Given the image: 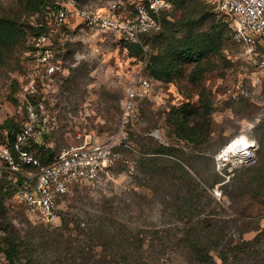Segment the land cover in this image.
Returning <instances> with one entry per match:
<instances>
[{
	"label": "rangeland",
	"instance_id": "374dc122",
	"mask_svg": "<svg viewBox=\"0 0 264 264\" xmlns=\"http://www.w3.org/2000/svg\"><path fill=\"white\" fill-rule=\"evenodd\" d=\"M108 1L79 0V3L103 5ZM190 1L197 10L192 18L207 17L204 24L192 27L189 33L165 26L158 36L145 37L137 47L124 44L110 33H90L75 26L76 20L73 22L72 18L67 29L47 26L57 46L53 51L59 70L52 78H45V84H40L37 98L42 105L34 106L38 114L33 124L42 128L39 149L55 157L72 145L117 137L120 143L115 151L120 156L110 169V179L104 188L77 186L72 196L60 201L56 223H43L12 193L5 194L0 211V228L4 231L0 237V254L4 258L6 238H30L33 243L40 240L44 232L60 228L64 218L73 214L83 217V212L93 213L105 202L107 206L109 203L116 206L114 214L118 217L110 214L109 220L116 229L122 222L135 232L148 234L168 227L166 222L170 217L167 211L164 215L161 213L164 205L158 192L153 190L161 186L160 181L141 164L159 146L174 148V156H180L182 165L220 204L218 212L232 211L229 207L233 202L219 187L237 169L250 167L257 159L258 136L264 129V45H259L252 54L244 53L232 40L228 17L218 11L219 0H197L199 4ZM51 2L0 0V17L10 18L15 25L13 41L0 56V144L5 141L9 127L19 126L26 120L20 102V85L32 64L30 52L34 49L35 34ZM180 15L181 10L174 5L167 13V20L173 23ZM212 18L223 24L226 32L218 51H204L197 59L172 56L167 62L174 64L175 70L167 80L151 73L149 62L163 52L167 42L172 38L184 40L185 36L198 35ZM137 73L150 78L152 86L146 95L137 96L132 117L121 124L125 86ZM181 121H185L180 124L183 131L176 133L175 124ZM241 136L247 138L251 147L247 159L218 158L225 146ZM31 153L37 158L40 155V152L37 156L34 154H37L35 148ZM193 169L205 171L203 181L195 176ZM214 170L224 174L226 179L207 187L206 182L212 178ZM0 177L5 184H13L15 178L17 183L21 181L19 176L1 167ZM206 202L203 199V203ZM242 206L247 208L244 221H250L249 227H264V199H248ZM237 224L229 230L231 237L241 235L238 226L244 223ZM255 234V230H248L241 236L250 240ZM23 249L28 254L34 247L23 242L19 250ZM42 256L50 258L52 253L45 252ZM159 259L162 261L163 257ZM177 263L178 259L170 262Z\"/></svg>",
	"mask_w": 264,
	"mask_h": 264
},
{
	"label": "trees",
	"instance_id": "16d2710c",
	"mask_svg": "<svg viewBox=\"0 0 264 264\" xmlns=\"http://www.w3.org/2000/svg\"><path fill=\"white\" fill-rule=\"evenodd\" d=\"M170 1L172 8L175 5L181 10L180 17L171 23L167 20L170 10L164 12L161 28L145 34L142 39L155 34L158 36L168 25L189 33L192 27L206 22L207 17L202 16L198 20L192 18L197 10L190 0ZM194 1L199 4L197 0ZM47 26L44 15V21L38 26L35 35L48 34ZM14 35V23L8 17H0V56L12 43ZM225 35L223 24L212 18L207 28L198 35L185 36L184 40L172 38V41L167 42L163 52L149 62V69L157 78L167 80L170 72L175 70L174 64L167 62L172 56L197 59L204 51H218ZM124 44L133 47L138 45L129 42ZM24 122L9 127L3 144L12 145ZM184 123L175 124L176 133L183 131L180 124ZM39 144L31 141L24 147L29 151L35 148L36 156L40 152V161L50 162L52 155L40 150ZM174 151L172 146H159L141 162L145 171L160 181L161 186L153 190L158 192L164 205L161 213L164 215L167 211L170 217V221L166 222L168 227L148 234L135 232L126 222H122L123 227L118 228L123 231L117 230L109 223L110 214L113 218L114 215L118 217L114 214L116 206L112 203L107 206L105 202L93 213L83 212V217L73 214L70 218H64L60 228L44 232L42 238L33 243L30 238H6L7 248L3 250L6 260L9 264H170L177 259V264H264V227H249L250 221H244L248 215L247 208L241 207L242 202L248 199H264V129L258 136L257 159L252 166L237 169L226 182L225 175L214 170L212 178L206 182L207 187L224 182L219 188H223V195L233 202V206L229 207L231 212H218L220 204L206 193V188L182 165L178 159L180 156H174ZM193 172L203 181L205 171L193 169ZM3 180L0 177V211L4 195L14 194L15 191V183L5 184ZM203 199L207 202L203 203ZM238 222L244 223L238 226L241 235L248 230L256 231L252 239L244 240L241 235L237 238L229 235L231 227L237 226ZM23 242L32 245L34 250L28 254L24 249L20 251ZM45 252L52 253V257L42 256ZM160 257H163L162 261Z\"/></svg>",
	"mask_w": 264,
	"mask_h": 264
},
{
	"label": "built area",
	"instance_id": "2783aa9c",
	"mask_svg": "<svg viewBox=\"0 0 264 264\" xmlns=\"http://www.w3.org/2000/svg\"><path fill=\"white\" fill-rule=\"evenodd\" d=\"M218 11L225 14L232 28V40L246 54L264 45V0H219ZM172 9L170 0H110L103 5L80 4L79 0H52L45 17L49 26L58 30L70 28V18L90 33H110L122 42L140 43L142 37L158 31L163 13ZM30 52L32 64L20 85V102L26 113L22 129L11 146L0 144V167L21 178L15 183L14 198L23 203L43 223L59 221V203L74 194L77 186L104 188L109 171L119 161L115 146L117 137L92 144L72 145L62 149L50 162H42L25 148L28 142H39L42 128L33 124L34 106L40 84L59 70L56 48L50 33H41ZM152 86L150 78L137 73L125 86V100L120 123L125 124L134 113L137 96L146 95ZM4 234L0 228V237ZM0 264L9 262L0 254Z\"/></svg>",
	"mask_w": 264,
	"mask_h": 264
},
{
	"label": "bare ground",
	"instance_id": "6f19581e",
	"mask_svg": "<svg viewBox=\"0 0 264 264\" xmlns=\"http://www.w3.org/2000/svg\"><path fill=\"white\" fill-rule=\"evenodd\" d=\"M251 152L250 144L245 137H239L231 141L225 148H223L218 154V158H236L239 160L247 159V156Z\"/></svg>",
	"mask_w": 264,
	"mask_h": 264
}]
</instances>
